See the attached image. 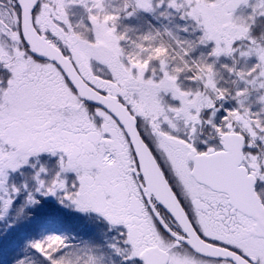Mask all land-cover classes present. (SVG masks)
<instances>
[{"label":"rangeland","instance_id":"374dc122","mask_svg":"<svg viewBox=\"0 0 264 264\" xmlns=\"http://www.w3.org/2000/svg\"><path fill=\"white\" fill-rule=\"evenodd\" d=\"M230 1L41 0L35 21L93 90L122 95L135 110L146 109L151 116L145 126L155 124L153 138L161 135L157 131L166 118L175 134L186 120L193 128L194 107L214 102L246 137L248 156L261 163L264 177V0H245L228 12ZM20 23L14 0H0V216L10 214L16 225L22 207L11 208L18 198L53 220L77 212L100 216L116 232L100 254L81 241L87 264H141L148 243L170 250V264H210L173 248L166 236L146 237L158 230L125 162L129 138L119 121L81 97L57 64L35 56L20 35ZM122 145L120 158L107 161L106 150ZM160 146L170 156V173L188 188V200L203 196L188 180L185 147L163 136ZM198 218L209 231L204 219H210ZM243 227L237 236L244 240L235 242L260 252L262 242L251 240Z\"/></svg>","mask_w":264,"mask_h":264},{"label":"flooded vegetation","instance_id":"af4514ba","mask_svg":"<svg viewBox=\"0 0 264 264\" xmlns=\"http://www.w3.org/2000/svg\"><path fill=\"white\" fill-rule=\"evenodd\" d=\"M14 2L19 7L17 0H14ZM40 4H41V0H38V4L33 11V25H34L35 30L40 36L44 37L45 39L47 38L46 40L51 42V40L48 39V36L46 34L47 32L46 31L42 32L37 27V24L35 21V19L38 18L36 13L39 10V7L41 6ZM55 26L57 27V29L61 30L59 25L56 24ZM48 30L52 32L51 29L48 28ZM20 33H21L20 34L21 37L23 38L22 31H21V23H20ZM67 58H70V57L67 56ZM46 62L54 64L51 61H46ZM54 65L57 67L56 64ZM85 72L87 74V71ZM102 93L107 94V95L109 94V93H104L103 91ZM116 96L124 105L127 106L129 112L136 118L137 128H138L141 138L148 145L153 156L158 162L163 174L165 175V178L167 179L168 184L170 185L175 196L177 197L179 203L185 210L196 234H198V236L206 243L222 248V249H225V250H228L235 255H231L227 257H210V256H206V255L196 252L194 249H192L188 245V241L190 239L189 235L182 228V226L178 222H176L175 219L169 214V212L163 207L161 198H159V196H157L155 193L149 192L150 188L147 186L145 177L141 172L140 164L136 156V153L128 139V136L124 128L118 122L119 126L121 127V129L123 130L124 134L126 135L128 139V142L126 143V145L128 146V150H127L128 160L125 162L126 164H130L131 166L132 176L141 191V199L143 200L144 204L146 205L148 209V214L151 215V220H153V225L158 230L157 231L158 233L156 234L154 233L153 235L150 231L146 237H150L156 240L157 236H161V235L162 237L166 236L169 239V241H171V245L173 246V248H179L180 251H185V252L189 251L191 256H194L203 261L209 262L210 264H264V229H261L259 227L257 220L255 218H253L252 216L248 214H245L244 212L239 210L236 206H234L230 202V197L226 192L214 190L206 183L199 182L192 173L193 168H194V162L189 157V153L191 152V150H195V154L197 155L210 156V155L219 154V153L235 154V150L232 148H235V146L238 144L236 140L237 141L241 140L243 143L242 144V161L237 167L243 168L242 170H244L245 175L251 176L255 180V192L257 193L261 203L264 206V177H262V171H261L262 169L260 166L261 163L257 162V159L254 161L251 160V158L248 156L250 151L247 149L246 137L243 134L236 132L235 129H233L230 126V123L225 121L227 119L224 118L223 115L219 114L221 111L219 112L216 111L217 107H216V104H214V102L209 103V101H206V102L200 101L201 102L200 105H202V107L200 108L194 107V112L196 114L194 120H196L197 122L193 128H190V129L187 128L188 127L187 123L190 120H186L185 125H184L185 129L180 130V131L176 130L178 131V133L175 134L174 132H172L171 126L169 128V125H167L170 119L166 118L167 122H163V125H161L163 127L162 130L157 131L154 129L155 131L159 132L161 135L154 134V138H153V135L151 137L150 134L152 132V128L155 126L154 122L151 123L152 127L147 128L145 126V122H146L145 119H147L148 115L150 117L151 114H147L145 112L147 111L146 109L139 108L138 110H135L134 108H132V106H130L123 99L122 95H116ZM66 105H68L70 108L72 107L69 104H66ZM163 109L164 108H162V110ZM166 111L168 112L169 110H166ZM173 116L175 118V117L184 116V115L182 113H174ZM157 119H159L158 116H157ZM187 119H191V118L187 117ZM167 126L171 131L167 130ZM227 134L234 135V140L229 141V146H228L229 149L224 148V144H226V141L223 139V136ZM162 136L164 139H169V140L172 137L178 143L180 142L183 145V147H185V149L187 150L185 152L186 154L185 157L187 158V161H186L187 169H188L187 173L189 176L188 178L186 175L185 179L187 180L188 178V180L192 181L193 184H195L196 187L200 189L203 196L204 194H206L205 196L206 197L208 196L211 199L210 201H207L208 199L203 198V196L201 195L200 197L199 196L190 197V200H188L189 199L187 198L188 195L186 196V192L189 193L188 188L185 185L182 186L183 184L181 181L182 179L179 177V175L174 174L173 176V174L170 173V167H169V163L171 162L169 158L170 156L168 154H165V152L162 151L161 146H160L162 142ZM117 148L118 150H114L115 148L106 150V152H108L107 161L112 162L113 160L111 159H113L116 154H117L116 157L120 158V155L123 152L121 151V149L124 150L123 145L120 146V148L119 147ZM116 157L114 161L117 160ZM258 170H260V176L258 175V172H257ZM249 179L251 180V178ZM244 184H245V181H244ZM190 211H194V212H190ZM189 212L192 215L193 213H195L194 215L196 217H194L193 215L195 220L190 216ZM157 214L166 222V224L171 229V232L173 234H170V233L168 234L166 231H164L165 229L161 225V222L157 219V216H158ZM200 216L201 217L207 216V218L210 219V221H207L204 219V222L205 223L207 222L206 225L208 227V230L210 229L209 231H207V229L204 228L203 225L201 224L200 218H198ZM245 218H247L248 220L245 221L244 223ZM243 224H246V225H244L243 227L242 226ZM242 227H243V232L247 233L248 234L247 236L250 237L251 240H255V242H257L258 240V242L260 243L262 242L261 247H260L261 248L260 252H257V253L248 252L246 248L243 247L242 242L241 244L235 242L236 240H241V241L244 240L243 236H240V237L237 236V234H240L242 232V230L241 232H239ZM211 229H214V230H211ZM235 235L237 236V239L234 238ZM149 247L150 248L158 247L161 250L165 251L168 257L166 264L171 263L172 253L166 247H164L163 245L159 243H148L147 245H145L143 250L148 249ZM262 250H263V253H262ZM140 263L145 264L144 262L142 263L141 260H140Z\"/></svg>","mask_w":264,"mask_h":264},{"label":"water","instance_id":"95a60500","mask_svg":"<svg viewBox=\"0 0 264 264\" xmlns=\"http://www.w3.org/2000/svg\"><path fill=\"white\" fill-rule=\"evenodd\" d=\"M244 2L245 0H231L227 6V11L237 10ZM17 3L21 9L22 36L30 51L40 59L57 64L81 97L104 107L119 121L136 153L147 186L151 192L161 198L163 207L189 235L188 245L196 252L210 257L235 255L228 250L206 243L196 234L185 210L165 179L158 162L141 138L136 119L128 109L118 98L101 95L88 86L80 78L71 61L50 41L37 33L33 25V11L38 4V0H17ZM223 139L226 141L224 148L229 149V141L234 140V135H224ZM236 142L238 144L235 148H232L235 150V154L219 153L208 156L197 155L195 150H191L189 157L194 162L192 173L199 182L206 183L214 190L226 192L234 206L245 214L254 217L259 227L264 229V206L255 192V180L251 176H246L244 170H242L243 168L237 167L242 161L243 143L241 140H236ZM159 220L163 228L169 231L163 221L160 218ZM141 259L145 264H166L168 257L165 251L158 247H152L142 252Z\"/></svg>","mask_w":264,"mask_h":264},{"label":"trees","instance_id":"16d2710c","mask_svg":"<svg viewBox=\"0 0 264 264\" xmlns=\"http://www.w3.org/2000/svg\"><path fill=\"white\" fill-rule=\"evenodd\" d=\"M18 203L23 213L16 225L10 214L0 216V264H87L81 241L87 240L92 252L100 254L116 232L100 216L77 212L53 220L26 198H18L11 210Z\"/></svg>","mask_w":264,"mask_h":264}]
</instances>
